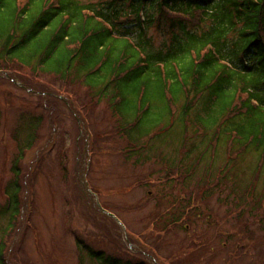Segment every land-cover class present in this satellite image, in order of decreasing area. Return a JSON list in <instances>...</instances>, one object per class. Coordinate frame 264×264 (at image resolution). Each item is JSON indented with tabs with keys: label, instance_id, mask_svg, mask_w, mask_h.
Listing matches in <instances>:
<instances>
[{
	"label": "rangeland",
	"instance_id": "rangeland-1",
	"mask_svg": "<svg viewBox=\"0 0 264 264\" xmlns=\"http://www.w3.org/2000/svg\"><path fill=\"white\" fill-rule=\"evenodd\" d=\"M118 22L134 29V34L141 26L123 16ZM148 36L154 50L168 38L165 31L155 29L148 30ZM14 76L0 69V244L10 214L6 202L14 194L11 167L16 157L21 171L17 183L21 211L4 247L7 264H78L76 248L83 264H97L86 248L142 264H162L158 261L164 258L172 264H232L228 254L235 252L242 255L233 264H264V171L259 178L252 175L250 154L232 169L220 146L214 154H201L195 174L181 177L195 161L196 155L187 151L201 146V125L189 126L186 134L177 126L170 138L143 140L146 157L135 158L126 154L132 146L119 133L126 127L113 118L106 101L88 106L87 122L81 123L78 107L59 88L62 84L40 77L54 85L47 88ZM68 89L76 91V103L89 100L83 85ZM23 149L27 151L20 157ZM94 188L103 195L96 202L111 209L106 214L114 222L100 221L91 212ZM27 192L32 193L33 204ZM177 219L180 223L166 229ZM238 220L248 224L251 236ZM188 235L198 236L201 247L190 251ZM77 240L82 244L75 248ZM183 247L187 249L178 258Z\"/></svg>",
	"mask_w": 264,
	"mask_h": 264
},
{
	"label": "trees",
	"instance_id": "trees-1",
	"mask_svg": "<svg viewBox=\"0 0 264 264\" xmlns=\"http://www.w3.org/2000/svg\"><path fill=\"white\" fill-rule=\"evenodd\" d=\"M122 16L141 25L139 32L121 27ZM150 29L168 34L158 50L148 36ZM0 62L2 71L14 73L23 83L54 86L40 79L44 77L62 84L65 98L86 113L91 104L106 101L113 118L126 127L119 133L132 146L125 150L128 156L146 157L143 140L170 138L177 126L186 134L189 126L201 125V146L187 151L196 155L194 165L181 177L195 174L201 154H214L220 146L232 169L250 154L252 175L259 178L264 171V0H0ZM76 85L90 94L84 104L76 103V91L68 89ZM185 142L181 140L182 148ZM19 160L16 157L11 167L14 194L6 202L10 214L1 232L0 264H7L4 247L20 217ZM93 192L103 196L96 188ZM90 207L100 221L114 222L97 204ZM175 221L180 223L174 220L166 229ZM240 223L251 236L248 224ZM185 238L193 245L190 251L201 247L198 236ZM81 244L77 240L74 246ZM86 250L97 264H142ZM241 255L230 253L228 261L237 263ZM76 256L83 264L77 248ZM158 262L172 264L165 258Z\"/></svg>",
	"mask_w": 264,
	"mask_h": 264
}]
</instances>
